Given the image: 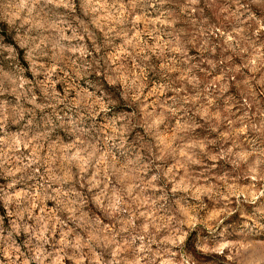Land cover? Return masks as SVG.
Returning a JSON list of instances; mask_svg holds the SVG:
<instances>
[{"label": "rangeland", "instance_id": "1", "mask_svg": "<svg viewBox=\"0 0 264 264\" xmlns=\"http://www.w3.org/2000/svg\"><path fill=\"white\" fill-rule=\"evenodd\" d=\"M0 264H264V0H0Z\"/></svg>", "mask_w": 264, "mask_h": 264}]
</instances>
